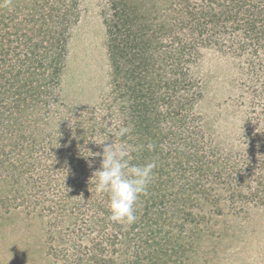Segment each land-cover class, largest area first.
<instances>
[{
	"label": "rangeland",
	"instance_id": "1",
	"mask_svg": "<svg viewBox=\"0 0 264 264\" xmlns=\"http://www.w3.org/2000/svg\"><path fill=\"white\" fill-rule=\"evenodd\" d=\"M211 1L219 4L225 0ZM247 1L253 2L254 11L264 10V0ZM102 4L103 0H84L76 25L64 39L60 103H48L46 118L37 123L38 130L47 138L33 153L40 160L39 165L30 166L23 174L29 183L24 184L22 196H14L17 208H8L6 201L0 199V264H53L48 247L59 248L67 234L77 244H86L103 233H111V219L103 222L109 213L108 195L97 194L91 181L102 161V156L91 154L102 153L104 145L111 140L114 144L124 141L118 137L116 141L112 139L117 119L106 112L112 101L114 82L106 27L100 14ZM169 7L168 4L161 8L166 11ZM169 23L164 28H176L170 20ZM238 30L243 31L242 24ZM207 36L206 32L201 41L190 34L199 51L195 59L187 62L196 96L178 95L164 104L188 98V104L182 105L188 111L184 122L178 121L179 126L174 129L170 122L174 114L166 113L159 131L156 122L146 120L152 130L147 134L149 140L153 138L149 151L152 161L156 162L157 136L163 149L161 156L168 155L170 159L177 158L176 148L193 153L190 149L193 135L198 134L201 143L194 144L199 150V163L191 159L190 167L169 171L171 182L168 169L156 162L153 178L163 181L155 180L149 188H156L157 196H165L162 201L150 204L155 207L150 210L157 217L156 221L154 217H145V231L150 235L152 229L156 233L161 228L172 264H264V202L259 199L261 193L251 168L254 163L242 155L237 139L246 111L240 96H245L249 83L247 49L241 53L220 50L206 40ZM152 76L156 78V74ZM164 105L159 109H164ZM150 110L152 115L156 114L152 106ZM54 121L57 135L48 129ZM169 124L176 130L174 137L169 134L170 139L165 135ZM106 137V141L98 143ZM127 139L130 140L122 143L132 148L131 158L144 149L139 133ZM209 143L217 146V149L213 147L215 156L210 155ZM215 157L229 166H225L229 177L219 176L216 170L206 172L210 163H217ZM156 193L143 195V200ZM185 195L189 197L183 198ZM3 196L5 200L13 197L7 191ZM23 200L28 203L26 210L22 208L26 206ZM94 209L102 218L96 216ZM93 217L96 220L92 223Z\"/></svg>",
	"mask_w": 264,
	"mask_h": 264
},
{
	"label": "trees",
	"instance_id": "2",
	"mask_svg": "<svg viewBox=\"0 0 264 264\" xmlns=\"http://www.w3.org/2000/svg\"><path fill=\"white\" fill-rule=\"evenodd\" d=\"M83 2L0 0V190L13 195L5 200V191H2L0 199L6 201L8 208L15 207L14 196H22L24 184L29 183L23 176L25 170L39 165L40 160L33 153L47 136L38 130L37 123L46 118L48 103H60L64 39L76 25ZM168 4L169 10L163 11L161 7ZM242 6L249 7L244 9ZM252 6L253 2L247 0H225L219 4L211 0L206 3L201 0H103L100 14L106 27L114 82L112 101L106 112L117 119L116 131L120 127L131 128L129 134L119 138L124 140L122 142L139 133L144 143V149L134 154L131 163L144 164L149 156V162L152 161V153L147 148L148 144H153V138H147L152 130L146 120L156 122V129L161 131L160 123L167 114H174L170 121L174 129L178 128V121L181 124L187 117L188 111L182 105L188 104V98H179L170 102V106L164 104L178 95L196 96L187 62L195 59L199 51L190 34L203 41L207 32L206 40L220 50L241 53L247 49L246 80L249 83L244 90L245 96H240L246 111L237 139L242 155L254 163L251 168L261 193L259 199L264 202V10L256 12ZM169 11L171 13L166 15ZM168 19L176 28H164L170 24ZM261 20L263 22H257ZM240 24L243 31L238 30ZM152 74H156V78ZM160 105H164V109L160 110ZM151 106L156 110L154 115ZM169 107L172 110H168ZM55 124L56 121L48 129L57 135L59 131ZM171 125L168 133L165 132L169 139V134L174 137L176 132ZM112 137L116 141L117 136ZM157 137L156 162L168 169L169 182V171L190 167L191 159L199 163V150L194 146L201 143L198 134L190 138L193 153L176 148L175 159L161 156L163 149L158 145ZM209 144L210 155L215 156L213 147L217 149V146ZM215 159L217 163H210L206 172L216 170L219 176L229 177L225 171L228 165L218 157ZM155 180L163 181L152 178L149 186ZM149 186L144 196L156 193V188ZM143 195L139 197L137 220L133 224L113 221L109 212L103 222L111 219V233H103L86 244H77L67 234L59 248L49 244L53 264H172L161 228H155L156 233L152 229L150 235L145 231V217H154L155 221L157 217V213L150 210L155 207L150 204L162 201L165 195L157 196L156 193L146 200ZM23 201L26 206L22 208L26 210L28 203ZM175 208L179 209V206L175 205ZM94 211L102 218L97 209ZM94 217L90 222L96 220ZM129 231L132 232L128 235ZM47 239L53 241V238Z\"/></svg>",
	"mask_w": 264,
	"mask_h": 264
},
{
	"label": "clouds",
	"instance_id": "3",
	"mask_svg": "<svg viewBox=\"0 0 264 264\" xmlns=\"http://www.w3.org/2000/svg\"><path fill=\"white\" fill-rule=\"evenodd\" d=\"M131 132L129 127H120L115 135L122 138ZM108 137L98 143L106 141ZM147 148L152 149L148 144ZM132 148L124 143L114 144L111 140L103 147L102 153H92L102 156L101 167L93 172L91 181L97 194L108 195V209L110 218L116 222L128 225L137 220L136 204L139 197L147 193L153 178L156 162L144 164L131 163ZM89 161V166H91Z\"/></svg>",
	"mask_w": 264,
	"mask_h": 264
}]
</instances>
